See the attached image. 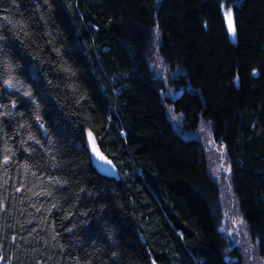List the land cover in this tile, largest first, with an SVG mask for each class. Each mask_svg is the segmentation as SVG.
Instances as JSON below:
<instances>
[{
  "label": "trees",
  "instance_id": "1",
  "mask_svg": "<svg viewBox=\"0 0 264 264\" xmlns=\"http://www.w3.org/2000/svg\"><path fill=\"white\" fill-rule=\"evenodd\" d=\"M0 264H264V0H0Z\"/></svg>",
  "mask_w": 264,
  "mask_h": 264
},
{
  "label": "water",
  "instance_id": "2",
  "mask_svg": "<svg viewBox=\"0 0 264 264\" xmlns=\"http://www.w3.org/2000/svg\"><path fill=\"white\" fill-rule=\"evenodd\" d=\"M86 147L96 170L106 177L117 178L118 172L113 161L104 154L92 133L86 136Z\"/></svg>",
  "mask_w": 264,
  "mask_h": 264
},
{
  "label": "rangeland",
  "instance_id": "3",
  "mask_svg": "<svg viewBox=\"0 0 264 264\" xmlns=\"http://www.w3.org/2000/svg\"><path fill=\"white\" fill-rule=\"evenodd\" d=\"M220 170H221V166L218 167L216 165H213V167H211V169H210L211 176L214 178L218 177L219 174L221 173Z\"/></svg>",
  "mask_w": 264,
  "mask_h": 264
},
{
  "label": "snow or ice",
  "instance_id": "4",
  "mask_svg": "<svg viewBox=\"0 0 264 264\" xmlns=\"http://www.w3.org/2000/svg\"><path fill=\"white\" fill-rule=\"evenodd\" d=\"M231 15H232L231 12L227 13V16H228V19H229L230 22H231ZM101 159H103V157H101Z\"/></svg>",
  "mask_w": 264,
  "mask_h": 264
}]
</instances>
